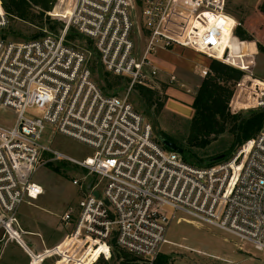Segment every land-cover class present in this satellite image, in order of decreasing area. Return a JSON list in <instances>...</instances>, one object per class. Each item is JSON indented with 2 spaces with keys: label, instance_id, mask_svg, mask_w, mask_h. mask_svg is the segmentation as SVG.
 Segmentation results:
<instances>
[{
  "label": "built area",
  "instance_id": "2783aa9c",
  "mask_svg": "<svg viewBox=\"0 0 264 264\" xmlns=\"http://www.w3.org/2000/svg\"><path fill=\"white\" fill-rule=\"evenodd\" d=\"M62 2L58 35L41 31L18 43L0 38V112L15 116L0 123V260L14 244L30 264H77L100 247L105 252L91 264L110 261L114 248L153 264L171 244L166 233L173 222L212 227L264 252V128L227 160L196 167L167 150L129 101L135 87L158 76L152 57L180 48L243 72L231 114L264 109V80L251 76L253 61L230 63L242 55L231 40L240 47L247 41L235 36L240 24L225 0H55L56 7ZM8 25L0 4V31ZM71 32L92 46L105 73L128 83L122 96L100 90L92 51L69 40ZM136 37L143 40L139 48ZM253 43L264 48V33ZM53 135L90 155L76 159L54 148ZM57 163L85 174L71 181L80 199L59 217L68 234L47 249L40 234L23 228L20 211L44 195L38 171ZM24 237L38 239L42 251Z\"/></svg>",
  "mask_w": 264,
  "mask_h": 264
},
{
  "label": "rangeland",
  "instance_id": "374dc122",
  "mask_svg": "<svg viewBox=\"0 0 264 264\" xmlns=\"http://www.w3.org/2000/svg\"><path fill=\"white\" fill-rule=\"evenodd\" d=\"M63 3L57 7L54 4L53 7L57 10L53 9L56 12L49 14L47 16L48 19L43 16L41 18L43 21L42 25L8 15L9 25L6 29L0 31V37L5 38L7 41L18 43L39 36L41 31H46L50 35H58L60 26L56 30L50 31L49 27L44 23L45 21H52L62 24L64 18L61 14ZM225 4L227 12L235 18L241 27L247 29L252 36V41L249 42L260 40L264 33V15L260 10V6H264V0H225ZM36 11L39 10L36 9ZM32 12L38 16L35 11ZM34 19L37 22L39 21L37 18ZM141 41L143 40L139 37L135 38L138 48ZM75 43L79 45L77 41ZM242 46L245 51L251 49L247 46ZM79 47L83 48L80 45ZM88 51L91 52L92 48L90 47ZM235 53L243 54L242 51ZM249 53L255 54L251 58L254 62L251 76L264 80V52H259L257 45V53L253 49ZM92 62L95 63L94 55L92 59L90 57L89 65L91 67L93 66ZM100 70L104 72L102 68ZM93 77L98 79L97 74ZM127 87V82L120 81L115 88L116 95L122 96L126 92ZM145 88L153 94L147 95L146 93L144 97H141L138 88L135 87L129 96V101L144 120L153 127L155 133L157 130L162 131L184 149L182 156L188 161L191 155L186 150L185 141L193 116V109L190 104L188 105V99L194 97L193 90L191 91V87L183 89L187 95L183 102L173 99L168 100V98H171L167 93L169 92L168 90L171 88L179 89V85L176 81L170 84L164 76L160 77L159 74ZM165 103L166 106L162 111ZM159 105L161 108H159ZM14 119L15 116L11 111L0 112V123L10 124L13 123ZM50 140L54 148L73 158L81 159L90 155V150L69 138L53 135ZM235 142L236 138L233 133L226 132L212 140L206 148L193 149V151L198 158L206 159L215 157L220 153H226L234 148L230 154L232 155L239 148L235 146ZM84 174V172L67 163H57L41 168L36 174L35 181L44 188V195L33 202L31 206L25 205L22 208L20 220L26 231L40 234L47 249L59 245L68 234V231L62 228L59 217L69 206L74 205L80 199L81 193L78 187L72 185L71 181L73 178L82 180ZM166 239L171 244H166L162 247L153 264H264V252H254L247 247L240 246L236 238L212 227H195L190 224L173 222L167 230ZM24 242L34 252L42 251L38 246V239L24 237ZM18 248H16L20 255V259L16 258L18 263L30 264L29 256L19 246ZM101 252H105L103 247H100L94 254L87 255L84 261H80L77 264H91ZM55 260L45 261L44 264H54ZM122 260L124 261V259L118 258V255L113 250L112 259L108 261V264H127L126 260L124 262ZM127 260H131L133 264H149L130 255H128ZM97 264L103 263L97 262Z\"/></svg>",
  "mask_w": 264,
  "mask_h": 264
},
{
  "label": "trees",
  "instance_id": "16d2710c",
  "mask_svg": "<svg viewBox=\"0 0 264 264\" xmlns=\"http://www.w3.org/2000/svg\"><path fill=\"white\" fill-rule=\"evenodd\" d=\"M54 4L55 0H1V7L7 15L40 25L43 24L41 19L43 16H46L47 18L49 14L56 12L57 9H53ZM36 9L39 11H36ZM260 10L264 15V6H260ZM32 11H35L38 16ZM34 18H37L39 21H35ZM44 24L49 27L50 31L56 30L58 26H62V24L52 21H45ZM235 36L240 41H247L242 45L256 50L255 44L249 42L252 41V36L248 33L247 29L238 26L235 30ZM0 38L5 39L3 37ZM69 40H75L78 43L85 45L88 49H90V47L92 48L90 44L78 37L74 32H71ZM258 50L259 52H264V48L260 45H258ZM93 55L95 63L92 62L93 66L91 67V71L93 75L97 74L98 79H95L94 77L97 85L105 95H116L115 88L120 82L119 78L101 72V67L98 64V56L92 49V57ZM242 76L243 72L236 68H232L215 60L210 61L207 74L203 78L191 105L193 116L190 123L189 133L185 141L186 150L191 157L187 161L182 156L187 163L196 167H209L215 164L212 163L211 160L220 155H224L222 161H225L231 156L230 154L233 152L234 148L226 153H220L215 157L206 159L198 158L193 149L206 148L212 140L226 132L233 133L236 138L235 146L240 147L246 141L257 136V134L264 128V109L251 110L234 115L229 111L228 105L233 96L234 88ZM137 88L141 97H144L146 93L147 95L153 94L145 87L137 86ZM159 108H161L160 105ZM156 133L175 143L162 131L157 130ZM114 251L118 255V258L124 259V261L126 260L127 264H133L131 260H127L128 255L126 253L116 248H114ZM94 252V250L90 251L87 255L94 254ZM97 262L103 264L109 263L102 258Z\"/></svg>",
  "mask_w": 264,
  "mask_h": 264
},
{
  "label": "crops",
  "instance_id": "0c3cea01",
  "mask_svg": "<svg viewBox=\"0 0 264 264\" xmlns=\"http://www.w3.org/2000/svg\"><path fill=\"white\" fill-rule=\"evenodd\" d=\"M231 46L232 48H234L233 50H235V52H243L240 57L232 56V58L230 59V63L232 64H240L237 63L236 58L242 57L241 59L243 61L244 59L246 61H252L251 58L255 56V54L249 53L251 49L248 51L243 50L244 47L242 45L240 47L236 41L232 40ZM240 48L241 51L239 50ZM152 63L158 69L160 77L164 76L167 81H169L170 76H174L176 78V83H178L179 89H169V92L167 93L168 95H170L171 98H168V100L173 99L176 101L183 102V99L187 97L183 89L191 87V91L193 90L194 92L193 96H195L204 78L202 76V71L208 70L210 59L191 50L175 48L168 51H159L156 55L152 57ZM244 65L247 64L244 63ZM193 98L194 97L188 99V105H192ZM165 106L166 103L162 108V111ZM16 248L19 249L17 245H10L6 249L3 258L0 260V264H19L16 258L20 259V255L17 252ZM7 255L8 257H6Z\"/></svg>",
  "mask_w": 264,
  "mask_h": 264
},
{
  "label": "water",
  "instance_id": "95a60500",
  "mask_svg": "<svg viewBox=\"0 0 264 264\" xmlns=\"http://www.w3.org/2000/svg\"><path fill=\"white\" fill-rule=\"evenodd\" d=\"M1 1V0H0ZM38 37V36H37ZM157 138L159 140V142L167 149V150H170L172 152H175L177 154H179L180 156H182L183 154V149L178 146L177 144L161 137L160 135L157 134ZM224 159V155H220V156H217L215 158H213L211 160L212 163H217L219 161H222Z\"/></svg>",
  "mask_w": 264,
  "mask_h": 264
},
{
  "label": "snow or ice",
  "instance_id": "6c2138e0",
  "mask_svg": "<svg viewBox=\"0 0 264 264\" xmlns=\"http://www.w3.org/2000/svg\"><path fill=\"white\" fill-rule=\"evenodd\" d=\"M89 163H91V161H89Z\"/></svg>",
  "mask_w": 264,
  "mask_h": 264
}]
</instances>
